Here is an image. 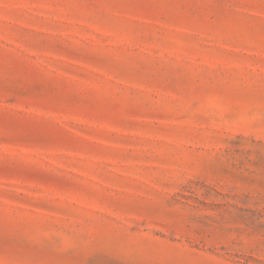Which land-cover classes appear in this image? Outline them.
Instances as JSON below:
<instances>
[{"label":"rangeland","instance_id":"1","mask_svg":"<svg viewBox=\"0 0 264 264\" xmlns=\"http://www.w3.org/2000/svg\"><path fill=\"white\" fill-rule=\"evenodd\" d=\"M0 264H264V0H0Z\"/></svg>","mask_w":264,"mask_h":264}]
</instances>
